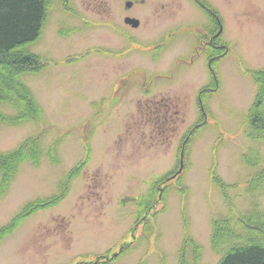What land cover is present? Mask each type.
I'll use <instances>...</instances> for the list:
<instances>
[{
  "label": "rangeland",
  "instance_id": "374dc122",
  "mask_svg": "<svg viewBox=\"0 0 264 264\" xmlns=\"http://www.w3.org/2000/svg\"><path fill=\"white\" fill-rule=\"evenodd\" d=\"M112 1L52 0L42 36L27 47L49 61L40 72L21 78L42 107L43 119L19 126L0 123V151H12L41 135L43 157L39 167L23 164L0 198V228L27 203L56 194L65 175L88 156L89 162L62 202L34 213L2 239L0 264H177L184 217L189 218L190 234L203 247L201 264H216L220 256L210 248L211 221L230 216L231 210L244 215L257 208L264 214V185L251 187L252 178L264 168V139L247 138L246 119L256 86L245 75L264 68V0H207L223 9L220 15L230 53L218 66L216 92L204 104L203 129L187 146L181 185L189 194L182 199L176 181L169 183L165 211L159 203L139 224L138 198L152 181L179 169L182 138L201 118L197 94L210 82V75L204 56L196 57L191 49L186 52L185 28L170 39L172 47L165 54L168 79L147 83L154 85L152 95L161 103L155 104L158 111L137 110V100L142 105L149 102L139 90L148 79L143 75L161 67L148 63V56L137 50L127 60L129 65L120 66L115 75L103 71L96 50L108 33L80 20L96 23L97 13L112 9ZM201 20L198 11L184 24L198 32ZM69 57L77 60L67 62ZM133 68L142 72L126 79L125 93L123 82H107ZM127 85L133 86L130 91ZM176 101L180 107L174 105ZM0 110L13 114L8 107ZM53 143L56 163L46 155ZM249 150L262 158L259 164L243 161ZM210 174L234 187L228 203Z\"/></svg>",
  "mask_w": 264,
  "mask_h": 264
},
{
  "label": "trees",
  "instance_id": "16d2710c",
  "mask_svg": "<svg viewBox=\"0 0 264 264\" xmlns=\"http://www.w3.org/2000/svg\"><path fill=\"white\" fill-rule=\"evenodd\" d=\"M51 8L52 0H0V106L13 110L12 115L0 110L2 124L19 126L29 121L39 123L43 119L42 107L21 78L25 74H36L49 64V61L42 59L27 47L36 43L42 36ZM71 60L75 59L71 58L68 61ZM216 61L212 62L213 67ZM245 75L256 86L254 101L246 119L249 128L247 138L252 142H261L264 139V68L245 71ZM218 81L219 77L216 74L215 80L212 79L210 85L201 89L199 95L204 107L208 98L216 92ZM205 114L207 113H201L199 121L183 137L185 156L187 146L203 129ZM40 137L41 135L28 138L12 151H0V198L6 195L23 164L40 166L43 157ZM56 147V143H53L47 150L46 155L50 162L57 161ZM243 161L247 165L253 163L256 165L262 161V158L257 152L249 150V153L243 157ZM88 162L89 156L73 167L59 183L58 191L52 197L27 203L7 225L0 228V242L34 213L52 208L62 202L70 192L72 181L80 176ZM184 168L186 169L185 164ZM172 173L152 181L146 193L138 198L136 224H139L159 203L163 204L165 211V197L169 187L165 186L164 182ZM210 180L228 203V192L234 187L226 184L216 175L210 174ZM251 184L252 189H258L264 185V168L252 178ZM175 186L177 193L185 200L189 189L181 185V177L177 178ZM263 216L262 211L257 208L251 209L244 215H235L231 210L230 216L211 221L210 248L214 254L220 256L216 264H264ZM189 230V218L184 217L183 239L177 253V264H201L203 247Z\"/></svg>",
  "mask_w": 264,
  "mask_h": 264
},
{
  "label": "flooded vegetation",
  "instance_id": "af4514ba",
  "mask_svg": "<svg viewBox=\"0 0 264 264\" xmlns=\"http://www.w3.org/2000/svg\"><path fill=\"white\" fill-rule=\"evenodd\" d=\"M112 3V9L97 13L99 19L96 23L89 22L83 18L80 20L85 26H94L96 24L97 27L99 26L108 33V36L102 39L96 50L98 57L102 58L100 66H103V69L101 68L103 71H110L115 75L119 72L120 66L129 65L127 64L129 62L127 60H130L137 50L148 56V63L161 67L160 70L155 69L153 74L143 75L148 79L144 83L141 82L142 86L139 90L142 94L141 98L147 99L149 102H145L142 105L137 100L135 104L137 110L143 112V109H145V113H147V110L153 108L158 111L155 105L158 101L154 100L156 94L152 95L154 85L148 86L147 83L156 79H168L169 73H167V70L169 69V61L168 56L165 54L172 47L170 39L174 35L181 33L185 28H187V33H189L183 38V42L187 43V47H189L186 52L191 49L192 54L196 57H198V53L200 56H204L210 75V82L201 89L210 85L212 79L215 80L220 62L229 53V47L224 38L225 31L223 29L222 17L220 15V11L223 10L222 7L218 10L209 4L207 0H113ZM184 6H186V9H184ZM226 7L227 5H224V10ZM184 10L186 13L183 14ZM198 11L202 13L201 30L193 32L184 22H190V17ZM132 46L135 49L132 50ZM215 60L217 61L213 67L212 62ZM162 61H164V65H161ZM110 67L116 69H110ZM137 71L141 70L133 68L126 76L120 75L119 79L107 80V82H111L112 85L116 81L123 82L122 87L125 93L127 89L125 87L126 79L134 76ZM175 74L172 71V76ZM103 76L106 77V74H103ZM132 81L134 83L136 80L133 79ZM127 87L130 91L133 86L127 85ZM201 89L198 91L199 93ZM199 93L197 94L196 101L201 113H203L204 106ZM151 104L153 105L150 106ZM158 104L161 105V103ZM174 105L180 107V102L176 101ZM167 112V109H163L164 114H168ZM165 120L167 119L164 118L163 121ZM184 146L185 143L181 145L180 152L184 151ZM170 172L173 173L165 180V184L173 182L179 177L180 173L171 179L178 170ZM161 187L158 188L159 191Z\"/></svg>",
  "mask_w": 264,
  "mask_h": 264
},
{
  "label": "water",
  "instance_id": "95a60500",
  "mask_svg": "<svg viewBox=\"0 0 264 264\" xmlns=\"http://www.w3.org/2000/svg\"><path fill=\"white\" fill-rule=\"evenodd\" d=\"M182 167H183V166H182V163H181V169H180V171H179V172H181V170H182Z\"/></svg>",
  "mask_w": 264,
  "mask_h": 264
}]
</instances>
